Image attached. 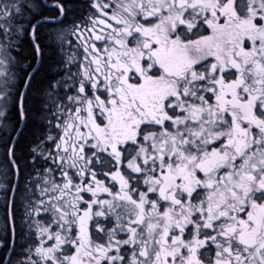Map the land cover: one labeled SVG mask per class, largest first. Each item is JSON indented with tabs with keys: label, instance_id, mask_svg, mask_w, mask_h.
Masks as SVG:
<instances>
[{
	"label": "snow or ice",
	"instance_id": "obj_1",
	"mask_svg": "<svg viewBox=\"0 0 264 264\" xmlns=\"http://www.w3.org/2000/svg\"><path fill=\"white\" fill-rule=\"evenodd\" d=\"M71 11L0 0V264H264V0Z\"/></svg>",
	"mask_w": 264,
	"mask_h": 264
},
{
	"label": "trees",
	"instance_id": "obj_2",
	"mask_svg": "<svg viewBox=\"0 0 264 264\" xmlns=\"http://www.w3.org/2000/svg\"><path fill=\"white\" fill-rule=\"evenodd\" d=\"M66 3L72 8V11L68 14V19L66 22L71 21L73 17H77L80 15V13L85 9L86 6V0H66ZM49 61H45L44 67L41 68V72L44 73L47 71V65ZM13 116V119H15V116L13 113H9ZM35 131L34 127L31 123L24 129V137L21 138V143L23 144L26 142L27 138L30 136V134ZM4 154V147L3 145H0V158L3 157Z\"/></svg>",
	"mask_w": 264,
	"mask_h": 264
}]
</instances>
